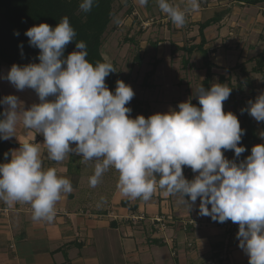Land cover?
Segmentation results:
<instances>
[{
    "label": "clouds",
    "instance_id": "9594fccd",
    "mask_svg": "<svg viewBox=\"0 0 264 264\" xmlns=\"http://www.w3.org/2000/svg\"><path fill=\"white\" fill-rule=\"evenodd\" d=\"M186 2L182 8L172 0H157L161 12L178 28L185 25L188 12L199 9V0ZM94 3L81 0L79 8L87 13ZM138 3L144 6L148 0ZM24 35L30 47L39 49V62L13 64L4 78L18 91L34 90L39 103L25 108L16 95L0 99V106H5L0 140L16 137L22 123L42 134L44 143L32 142L34 136L10 150L11 160L0 163V199L10 206L29 203L33 220L54 219L57 202L73 186L55 167H44L45 145L48 158L55 162L70 153L94 162L92 187L115 169L117 187L125 197L149 201L162 190L164 196H177L189 213L199 198L198 214L238 224L239 247L249 264H264V143L253 146L242 161L226 158V151L233 150L236 158L246 151L240 144L245 130L238 117L224 111L232 91L228 83L198 86L199 106L189 99L180 102L178 110L132 118V109L126 106L135 96L132 87L117 80L113 92L106 84V77L116 72L113 64L91 63L84 41L75 42V50L65 56L77 35L67 16L55 27L40 23ZM244 111L264 122V93L250 100ZM4 155L7 160L9 153ZM184 167L196 173L193 179L185 177Z\"/></svg>",
    "mask_w": 264,
    "mask_h": 264
},
{
    "label": "crops",
    "instance_id": "0c3cea01",
    "mask_svg": "<svg viewBox=\"0 0 264 264\" xmlns=\"http://www.w3.org/2000/svg\"><path fill=\"white\" fill-rule=\"evenodd\" d=\"M172 2L187 7L186 0ZM116 4L121 12L125 10L126 21L132 26L125 24V31L142 27L146 36L156 31V40L151 44L158 52L155 54L158 67L164 64L161 57L167 46L181 41L187 29L197 28L198 36L193 44H183L181 48L199 45V24L224 13L219 23H212L204 31L207 41L204 48L215 51L209 54L216 66L225 67L235 53L248 57L249 51H243V47L249 48L250 43L256 46L252 50L264 54V0L256 5L236 0H199V9L188 12L186 23L180 28L161 12L157 0H148L144 6L138 0H117ZM171 23L177 32L173 29L172 38L158 39L157 35L166 34ZM235 32L239 52L228 45ZM129 41L134 42L133 37ZM138 53L144 56V52ZM196 54L200 53L195 51L191 56ZM203 72L201 66L200 73ZM8 93L16 95L25 108L39 103L32 89L18 91L12 85ZM0 96L4 97L1 88ZM15 136L7 140L14 144L11 150L18 149L24 140L32 141L34 136L32 142L44 143L42 134L22 123L18 124ZM41 153L44 167H55L58 175L71 181L73 191L62 195L50 222L33 220L29 203L16 202L10 206L0 199V264H249L248 255L239 247L238 224L219 223L199 215V198L189 213L177 196H164L162 190L149 201L125 197L117 187L119 173L115 169H109L101 177L100 182L115 181V186L99 198L93 188L82 186L90 185L94 162H85L75 153L55 162L48 158L45 145H41ZM159 218L164 220L165 227L158 222ZM232 224L234 230L230 232L228 227Z\"/></svg>",
    "mask_w": 264,
    "mask_h": 264
},
{
    "label": "trees",
    "instance_id": "16d2710c",
    "mask_svg": "<svg viewBox=\"0 0 264 264\" xmlns=\"http://www.w3.org/2000/svg\"><path fill=\"white\" fill-rule=\"evenodd\" d=\"M116 1L117 0H95L91 11L85 13L79 8L81 0H0V73L4 67L11 68L13 64L25 65L28 63H38L39 61L37 57L39 49L29 46V38L26 37L24 33L30 27L40 23H47L52 27H55L62 17L67 16L77 35L75 41L67 46L65 56L75 50V42L84 41L87 45V59L91 63L95 65L97 61L109 62L115 67L116 72L110 73L109 76L106 77V84L109 90L114 92L117 80H122L128 84V78L123 77L119 73L116 64L108 60L104 56L102 50L104 36L114 18V4ZM236 1L256 5L263 0ZM224 16L225 13L213 20H207L199 24L201 38L199 45L180 48L190 56L195 51H198L202 55V68L205 70V78L203 79L201 85H203L206 89L210 88L212 85L215 77L214 69L217 68V66L211 60L209 51L204 48L207 43L204 31L212 23H219ZM14 32H19V36L14 35ZM20 45H23L22 49ZM135 59L136 61H140L141 57L137 55ZM254 61L256 62L255 66L252 68V72L261 74L264 80V54H261V56ZM158 63V61L153 63V68L148 73V77L153 76L156 73ZM184 63L188 64L189 60L187 59ZM240 69L242 74H244L245 81L239 82V85L234 88L231 87V94L236 96L238 101V104H235V107L238 105L240 109H246L249 102L248 98H245L243 95L246 86L251 89L253 101L255 100L256 95L255 90L253 89L254 83L250 78L249 72L244 66H241ZM219 77L220 83H226L229 80V77L227 78L224 74ZM237 95H243V97L238 98ZM191 102L194 105L199 106L198 100ZM224 103H230V100H226ZM126 106L132 109L130 114L132 118H135L137 115H143L147 118L151 115L148 109L144 108H148V104L143 100L132 99ZM3 111V106H0V113ZM235 115L238 117L241 127L245 130V134L243 135L240 144L245 147L246 151L242 153L239 158H236L234 151L229 150L228 153L230 157H228V159H236L237 162H239L251 154V148L253 146L264 143V140H262L258 135L254 119L247 111H244L243 113L240 111V114L236 113ZM13 146V143L0 140V163L10 161V150ZM6 152L9 153L7 160L4 155ZM188 169V167H184L183 172ZM123 204H127V202H123Z\"/></svg>",
    "mask_w": 264,
    "mask_h": 264
},
{
    "label": "rangeland",
    "instance_id": "374dc122",
    "mask_svg": "<svg viewBox=\"0 0 264 264\" xmlns=\"http://www.w3.org/2000/svg\"><path fill=\"white\" fill-rule=\"evenodd\" d=\"M119 8L120 5L115 3L114 21L111 23L104 36L102 50L104 56L116 64L119 73L123 77L128 78V85H130L135 92L133 99H139L146 102L148 104V108H144L148 109L151 115L158 112L165 113L171 109L178 110V104L189 99H191V101L198 100L195 96V92L197 87L201 85L202 77L203 79L205 78V72L200 73L201 66L203 65V57L201 54L190 56L180 49L183 44H193L195 38L198 36L197 28L187 29L188 33L186 32L182 35L181 41H175L172 43L173 45H168L163 53V57H161L164 64L157 67V71L153 76L148 77V73L152 70L153 63L157 58L155 54L158 55V52L156 51L157 49L151 44V42H155L156 40V31L154 30L148 32L147 36L144 34L142 27H137L136 29H132V31L129 30L130 32L125 31L127 26L125 24H128L127 27L132 28V26H129L130 24L126 21L128 17L124 13L125 10L121 12ZM170 25L171 28L166 30V34L160 33L157 35L158 39H165L166 37L172 38L171 34H173V29L176 27L172 23ZM148 28L149 26L147 27V30ZM175 32L177 31L175 30ZM236 32L234 33V36H231L233 39L228 45H230L232 49H236V51L239 52L240 46H236ZM132 37L134 42L129 41ZM228 37L230 38V36ZM145 40L149 41L146 42ZM156 42L159 43V41ZM176 42L181 45L178 46ZM249 46V48L247 46L243 47V51L248 49V57L235 53L230 57V61L225 63V67H217L214 69L215 77L212 84L219 82V76L224 74L227 78L229 77V80L226 83H228L230 87L234 88L239 85V82L245 81L244 74H242L240 69L241 66H244L249 72L250 78L254 83L253 89L255 90L256 97L259 94L264 93V80L262 75L252 72V68L255 66L256 62L254 60L258 59L261 54L258 53L256 49H251L252 47L256 48V46L252 45V43H250ZM160 51L162 52L163 50ZM138 52H144V56L142 57L141 54L143 53L139 54ZM213 52L215 51H210L209 53ZM146 53H148V55H146ZM137 55L141 57L140 61H136L135 58ZM212 58L214 59L213 56ZM187 59L189 60V63L185 64L184 62ZM216 69L223 70V72H216ZM9 70L10 68L4 67L0 73V78L2 75L6 76ZM243 95L245 98H248L249 101H253L250 87L246 86ZM243 95H237V97L241 98ZM228 100H230V103H224V111L240 114V107L238 105L235 107V104H238L236 96L230 94ZM254 123L256 125L258 135L262 140H264V122H257L254 119ZM224 154L226 158L230 157L228 151ZM184 175L187 179L191 180L194 178L196 173H193L189 168L184 171ZM114 179L117 181V178ZM114 182L115 181H113L112 184H108L106 181L102 180L95 187H92L87 183L82 186H90L94 191H96V194L98 195L97 197L100 198L104 196L103 193L111 192L110 190H112L115 186Z\"/></svg>",
    "mask_w": 264,
    "mask_h": 264
},
{
    "label": "bare ground",
    "instance_id": "6f19581e",
    "mask_svg": "<svg viewBox=\"0 0 264 264\" xmlns=\"http://www.w3.org/2000/svg\"><path fill=\"white\" fill-rule=\"evenodd\" d=\"M4 77L5 75H2L0 78V88L4 93V96H6L9 94V88H11L12 84H10Z\"/></svg>",
    "mask_w": 264,
    "mask_h": 264
},
{
    "label": "built area",
    "instance_id": "2783aa9c",
    "mask_svg": "<svg viewBox=\"0 0 264 264\" xmlns=\"http://www.w3.org/2000/svg\"><path fill=\"white\" fill-rule=\"evenodd\" d=\"M158 222L161 223L162 227H165V226H166V225L164 224V220H163V219L159 218V219H158ZM228 230H229L230 232L233 231V230H234V224L230 225V226L228 227Z\"/></svg>",
    "mask_w": 264,
    "mask_h": 264
}]
</instances>
